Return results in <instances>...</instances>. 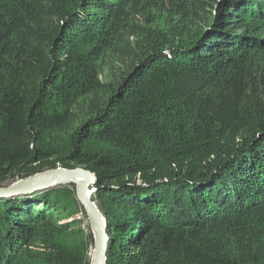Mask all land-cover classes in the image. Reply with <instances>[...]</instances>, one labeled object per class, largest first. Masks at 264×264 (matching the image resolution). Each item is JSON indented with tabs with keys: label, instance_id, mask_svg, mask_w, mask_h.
<instances>
[{
	"label": "trees",
	"instance_id": "1",
	"mask_svg": "<svg viewBox=\"0 0 264 264\" xmlns=\"http://www.w3.org/2000/svg\"><path fill=\"white\" fill-rule=\"evenodd\" d=\"M77 166L105 264H264V0H0V185ZM68 185L0 198V264H88Z\"/></svg>",
	"mask_w": 264,
	"mask_h": 264
},
{
	"label": "water",
	"instance_id": "2",
	"mask_svg": "<svg viewBox=\"0 0 264 264\" xmlns=\"http://www.w3.org/2000/svg\"><path fill=\"white\" fill-rule=\"evenodd\" d=\"M77 176L75 183L76 199L83 206L91 226L96 232L97 249L89 264H105V253L108 243L107 224L94 203L90 200V192L96 183V176L90 170L77 166L74 168H54L27 177L14 176L10 184L0 185V198L29 194L40 189H49L63 185L69 178Z\"/></svg>",
	"mask_w": 264,
	"mask_h": 264
},
{
	"label": "rangeland",
	"instance_id": "3",
	"mask_svg": "<svg viewBox=\"0 0 264 264\" xmlns=\"http://www.w3.org/2000/svg\"><path fill=\"white\" fill-rule=\"evenodd\" d=\"M139 24L140 25H144V23H142V22H139ZM164 25H165V22L163 21V17H160V18L157 19V22H155L154 25H150L148 27H153L152 29L154 30L155 27L156 28H163ZM121 37H123L122 41L120 43L116 42L117 47H125V45H126L125 43H129L130 45H133V43L135 42V38L132 37V36H128L126 31L123 32ZM119 55L120 54H119L118 51H112V52H108L107 51V52L104 53L103 56H101L98 59V63L100 65V78L102 79V81L107 82V81H112V80L116 79L117 73L119 72L120 69H122V63L119 60ZM34 165L36 166V164H33L32 166H34ZM30 169H31V167H30ZM50 169L47 168L44 171L50 170ZM44 171H41V172H44ZM41 172H38V173H41ZM30 173H33V172H30ZM38 173H34V174H38ZM34 174H31L30 176H32ZM146 178H149V176L146 177ZM10 181H11V178H8L6 181H4V184L5 185L10 184L9 183ZM138 182H139V180H138ZM70 183H72V182H70ZM67 184H69V183H65L63 185H67ZM68 188L70 190L74 191L75 197H76V186H75V183H73V186H71V187L69 186ZM93 190L94 189L92 187L90 195L93 192ZM90 195H89V197H90ZM78 205L80 207V211L76 215V219H79L81 221V228L83 229V232H84L87 240H89V237H90L91 238V242L93 243V241H94L93 229L94 228L91 226L83 206L80 203ZM94 205H95V203H94ZM107 237H108V240H109V236L108 235H107ZM92 243L89 245L88 251L91 248ZM87 254H88V252H87ZM88 264H89V261H88Z\"/></svg>",
	"mask_w": 264,
	"mask_h": 264
},
{
	"label": "bare ground",
	"instance_id": "4",
	"mask_svg": "<svg viewBox=\"0 0 264 264\" xmlns=\"http://www.w3.org/2000/svg\"><path fill=\"white\" fill-rule=\"evenodd\" d=\"M78 179L79 177L74 176V177L69 178L65 183H70V182L73 183V182H76ZM93 234H94V241L91 245V248L88 251V261L89 262H91L92 258L94 257L95 251L97 249V244H98L97 239H96V232L94 229H93Z\"/></svg>",
	"mask_w": 264,
	"mask_h": 264
}]
</instances>
